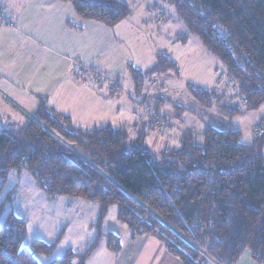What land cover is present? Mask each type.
Returning a JSON list of instances; mask_svg holds the SVG:
<instances>
[{
	"label": "trees",
	"instance_id": "obj_1",
	"mask_svg": "<svg viewBox=\"0 0 264 264\" xmlns=\"http://www.w3.org/2000/svg\"><path fill=\"white\" fill-rule=\"evenodd\" d=\"M57 1L70 4L78 17L107 27L131 14L121 0ZM153 1L157 22L166 20L164 12L172 8L187 31L182 40L197 37L235 86L232 96L225 89L188 83L196 100L228 118L244 113L240 102L245 110L264 104V0ZM169 71L178 75L177 63L159 55L148 72ZM130 74L136 93L142 92L145 74L137 69ZM149 103L164 126L156 107L159 99L156 103L151 96ZM35 118L38 122L28 118L21 127L0 129V193L9 173L26 172L49 199L77 197L96 203L97 228L115 207L132 239H157L181 264H234L246 250L255 263L264 264V132L246 144L237 131L206 127L199 136L184 133L177 147L155 154L143 144L163 126L153 128L150 115L132 136L126 127L75 128L43 101ZM14 190L0 202V218ZM26 227V220L12 211L0 221V264H40L37 255L52 254L57 241L33 240L23 246ZM107 239L111 251L120 250L117 237L109 234ZM95 246L84 254L68 250L49 264H85Z\"/></svg>",
	"mask_w": 264,
	"mask_h": 264
},
{
	"label": "rangeland",
	"instance_id": "obj_2",
	"mask_svg": "<svg viewBox=\"0 0 264 264\" xmlns=\"http://www.w3.org/2000/svg\"><path fill=\"white\" fill-rule=\"evenodd\" d=\"M121 1L130 7L131 14L113 28V31L110 29L107 31L106 29L100 30V27L105 28V26L90 22L87 25L91 26L89 27L90 30H86L80 36L68 29L65 31V25L68 23L62 25L63 27L58 24L56 15H59L60 11L62 12L61 18H70L72 8L69 4L60 1L53 3L54 1L51 0H0V3L9 5V8H19L24 14L30 13L38 27L42 28L43 25L44 28L56 26L55 39H59L56 42L61 45L63 50L73 49L75 44L79 50H84L95 41L105 55L102 61L94 63L96 66L94 70L96 74L102 76L101 85L107 88L109 97L119 96L118 99L125 101L130 99L131 102V99H134L131 69L143 72L145 74L144 87H146L148 94L154 97L157 93L158 96L166 99L164 105L160 102L156 106L161 115L164 116L166 124L161 132H153L148 135L143 144L153 153L156 154L176 147V142L169 136L172 132L177 133L178 126L180 128L184 125L191 127L189 129L192 133L199 136L202 128L201 122L219 130L237 131L240 133V142L251 143L254 138L255 127L264 120V104L254 110H245L244 103L240 102L244 113L232 118L217 113L215 107H204L191 95L188 83L208 90L225 89L232 96L235 93V88L224 87L227 85V76L225 68L219 60L203 48L197 37L191 35L186 41L182 40L187 31L183 23L177 19L172 8H166L164 12L166 13V20L157 23L158 5L155 4V1ZM7 9L8 7L5 10L8 11ZM6 11H4L5 15ZM69 25L72 26L70 23ZM1 27L5 26L1 25ZM6 47V44H3V48ZM17 50L24 53L22 47L17 48ZM56 50L58 51L57 48ZM1 55L2 59L4 56L8 57V50L2 52ZM159 55H166L177 63L178 75L173 71L165 74L148 72L157 62ZM10 60L12 61V59ZM75 69L78 71L77 67ZM117 81L120 91L114 95L110 93V87L115 85ZM152 82H155V87H153ZM144 97L147 100L142 102L141 109L148 116V111L153 108V105L149 103L150 98L147 95ZM174 105L182 107L184 111L180 113L174 110ZM128 106L130 108L129 114H131L132 108L130 105ZM128 106L126 107L128 108ZM154 109L156 110V108ZM0 111L6 114L0 115V129L9 126L19 127L18 125L22 123V115L9 105L0 102ZM177 114L182 115L181 120L183 122L181 125L178 123ZM109 120L111 127L116 128L122 124L127 127L128 133H131L132 118L123 117L122 121L115 118H109ZM169 120L170 123H167ZM261 156L264 159V148L261 150ZM9 174L5 188L0 193V202L5 200L8 192L13 189H15L14 196L3 207L0 221L9 211L26 219L27 231L23 240L25 247H29L35 238L42 239L47 243L57 241L51 255L38 257L40 264H48L68 250L76 254H83L92 245L93 239L100 236V228L104 221L102 220L100 227L97 228L98 205L96 203L85 201L88 204L86 206L80 207L72 204L70 208L63 210L60 203L52 206L47 202L28 173L24 172L20 176L14 172ZM65 222L69 223L67 225L69 228L64 234L65 236L60 239L59 232ZM245 252L248 253L249 251L246 250Z\"/></svg>",
	"mask_w": 264,
	"mask_h": 264
},
{
	"label": "crops",
	"instance_id": "obj_3",
	"mask_svg": "<svg viewBox=\"0 0 264 264\" xmlns=\"http://www.w3.org/2000/svg\"><path fill=\"white\" fill-rule=\"evenodd\" d=\"M51 1H54L53 3L59 2L57 0ZM7 7L8 11L5 10ZM4 11L7 12L6 15ZM0 14L8 17L14 24L10 28L1 27L0 25V102L9 105L22 115L23 120L18 125L19 127L26 124L28 118L37 121L35 113L41 101L46 103L55 112L68 117L73 127L84 131H91L106 126L111 127L109 118L122 121L123 117H130L133 119L131 133L134 135L136 134L134 128L139 129L143 122L147 121V116L141 109L142 105L139 104L140 100H143V102L147 100L144 95H147L149 98L152 96L148 94L146 87H143L142 92L140 91L139 93H136L134 89V96L132 95L134 99H131L132 101L130 102L129 98V100L125 101L118 99L119 96L114 98L109 97L105 86L99 82L92 81L88 77H78L76 75L75 71L77 70L75 69V65L77 62L88 68L95 69L94 63L102 61L105 54H103L102 48H98L95 41L84 50H79L76 44L73 49L63 50L61 49V45L56 42L59 39H55L56 26L44 28L43 25L42 28L38 27L30 13L24 14L19 8H9V5L6 6L1 3ZM61 15V11L59 15H56L59 26L63 27L62 25L68 23L65 25V31L68 29L79 36L86 30H90L89 27L91 26H87L89 25L88 23L94 22L78 17L73 8L72 12H70V18H61ZM95 23L102 25L97 22ZM117 25L114 27H100V30L106 29L107 31V29H110L113 31V28ZM102 26L104 27V25ZM3 44H6L7 47L3 48ZM19 47L23 48L24 53L17 50ZM7 50L8 57L4 56L3 60L1 54ZM152 83L155 87V82ZM157 98L159 99V103L162 102V105H164L166 99L155 93L154 101L156 103ZM128 105L132 108L131 114H129L130 108ZM173 109L180 113L184 111L182 107L177 105H174ZM0 115L6 114L0 111ZM109 115L111 116L109 117ZM177 117L178 123L181 125L183 122L181 120L182 115L177 114ZM167 123H170V120ZM201 123L202 128L199 135L206 127H210L207 124L205 125L204 122ZM122 127L126 126L121 124L119 127L112 128L120 129ZM8 128H15V126L3 129ZM189 128L191 127H187L186 125L181 128L178 126L177 133L172 132L169 136L176 142V147L179 145V141L184 133L195 135ZM42 195L52 206L60 203L63 210L64 208H70L72 204L80 207L88 205L85 200L77 197H56L49 199L43 193ZM98 210L99 207L97 209L99 215ZM14 214L17 215L16 213ZM103 221L104 224L100 228V236H96L92 241V245L96 242V246L89 253L85 264H181L177 258L171 256L166 251L165 247L157 239L151 236H139L132 239L131 232L124 224L118 221L117 209L115 207H111L108 210ZM63 224L59 232L60 239L65 236L64 234H66L69 228L67 227L69 223L65 222ZM109 234L117 237L120 241L121 248L117 252H113L108 248L107 235ZM34 240H41L47 243L39 238H35ZM38 257L47 256L37 255V259ZM206 264L216 263L208 260ZM234 264L257 263L251 259L249 252H244Z\"/></svg>",
	"mask_w": 264,
	"mask_h": 264
},
{
	"label": "built area",
	"instance_id": "obj_4",
	"mask_svg": "<svg viewBox=\"0 0 264 264\" xmlns=\"http://www.w3.org/2000/svg\"><path fill=\"white\" fill-rule=\"evenodd\" d=\"M0 25H3L5 27H13L12 22L10 21L9 18H7L5 15L0 14ZM77 69L78 71L76 72V75L78 77H90L92 78V80L94 81H102L101 80V75L96 74V72L91 71L90 69L83 67L82 65H77ZM226 87H233L235 88L234 84L231 83L229 81V79H227V85ZM119 85L118 83H115V85L110 87V93H118L119 90ZM149 115L154 119L153 121V128L157 129H161L162 128V120L159 116H157V112L155 110H150L149 109ZM137 128H134V130H136ZM264 132V123H260L258 126L255 127V132H254V138L258 137L259 135H261Z\"/></svg>",
	"mask_w": 264,
	"mask_h": 264
},
{
	"label": "water",
	"instance_id": "obj_5",
	"mask_svg": "<svg viewBox=\"0 0 264 264\" xmlns=\"http://www.w3.org/2000/svg\"><path fill=\"white\" fill-rule=\"evenodd\" d=\"M44 127V126H43Z\"/></svg>",
	"mask_w": 264,
	"mask_h": 264
}]
</instances>
